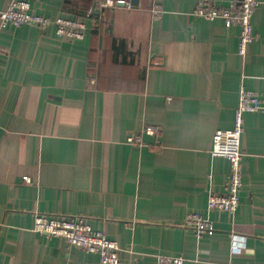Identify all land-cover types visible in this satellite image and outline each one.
<instances>
[{
	"label": "crops",
	"instance_id": "obj_1",
	"mask_svg": "<svg viewBox=\"0 0 264 264\" xmlns=\"http://www.w3.org/2000/svg\"><path fill=\"white\" fill-rule=\"evenodd\" d=\"M258 1L257 39L245 55L239 27L197 17V0H161L158 18L155 0L131 9L29 0L33 13L84 21L83 39L53 27L0 28V264H101L34 231L39 214L85 217L118 244V264H156L161 254L264 264V107L244 116L239 207L232 215L207 208L230 173L226 158L210 154L213 134L232 126L240 88L264 101ZM8 3L0 0V11ZM134 132L140 147L127 143ZM189 212L213 232L186 227Z\"/></svg>",
	"mask_w": 264,
	"mask_h": 264
},
{
	"label": "built area",
	"instance_id": "obj_2",
	"mask_svg": "<svg viewBox=\"0 0 264 264\" xmlns=\"http://www.w3.org/2000/svg\"><path fill=\"white\" fill-rule=\"evenodd\" d=\"M131 0H96L101 9L114 8L123 4L128 9L133 5ZM161 0H155L151 14L158 18L162 13ZM259 5L258 0H236L229 6L217 7L210 0H197L194 15L206 20L223 19L226 27H239L238 53L245 55L250 43L257 39L253 28V15ZM8 24L14 26L29 25L39 29L53 27L59 37L67 40L83 39L87 27L84 21L65 17L50 18L44 14L31 11L29 0H9L6 9L0 11V28ZM264 107V101L255 93L240 88L237 104L234 109L233 123L230 128L217 129L212 137L210 154L212 157H224L230 164V173L222 193L208 195L207 208L232 215L240 204L239 190L242 186L243 152L242 135L244 132L245 114L256 112ZM152 133V129L145 128ZM127 143L136 147L142 146L140 132H134L127 137ZM28 181V178L25 179ZM185 226L193 228L199 235L213 232L212 223L198 212H189L185 218ZM34 231L46 234L48 237H60L68 244L98 255L101 264H118L120 248L107 234L94 230L85 217H56L36 215ZM235 245L241 241L233 236ZM182 255L170 256L161 254L156 258V264H184Z\"/></svg>",
	"mask_w": 264,
	"mask_h": 264
},
{
	"label": "water",
	"instance_id": "obj_3",
	"mask_svg": "<svg viewBox=\"0 0 264 264\" xmlns=\"http://www.w3.org/2000/svg\"><path fill=\"white\" fill-rule=\"evenodd\" d=\"M130 2L133 4V2H136V0H131Z\"/></svg>",
	"mask_w": 264,
	"mask_h": 264
},
{
	"label": "trees",
	"instance_id": "obj_4",
	"mask_svg": "<svg viewBox=\"0 0 264 264\" xmlns=\"http://www.w3.org/2000/svg\"><path fill=\"white\" fill-rule=\"evenodd\" d=\"M69 2V1H68Z\"/></svg>",
	"mask_w": 264,
	"mask_h": 264
}]
</instances>
